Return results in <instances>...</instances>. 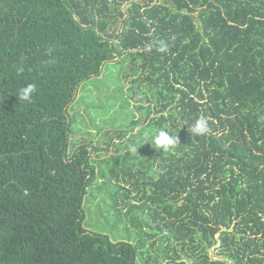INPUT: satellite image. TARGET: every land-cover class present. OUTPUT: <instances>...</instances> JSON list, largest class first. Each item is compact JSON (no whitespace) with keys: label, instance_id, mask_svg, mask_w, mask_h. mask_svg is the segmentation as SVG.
<instances>
[{"label":"trees","instance_id":"16d2710c","mask_svg":"<svg viewBox=\"0 0 264 264\" xmlns=\"http://www.w3.org/2000/svg\"><path fill=\"white\" fill-rule=\"evenodd\" d=\"M112 67L104 79L121 70L127 86L100 113L131 99L129 120L116 137L106 120L99 145L100 127L71 137L80 85ZM28 84L36 90L20 100ZM200 115L209 131L195 136ZM160 130L176 146L151 145ZM122 176L138 187L133 203ZM98 180L147 228L139 241L158 234L156 253L84 226ZM142 254L264 264V0H0V264H137Z\"/></svg>","mask_w":264,"mask_h":264},{"label":"rangeland","instance_id":"374dc122","mask_svg":"<svg viewBox=\"0 0 264 264\" xmlns=\"http://www.w3.org/2000/svg\"><path fill=\"white\" fill-rule=\"evenodd\" d=\"M130 62L131 58L126 61L124 66L130 64ZM116 71L117 68H106L100 76L94 79L92 78L80 85L77 94V102L70 108V110H73L75 107V125L77 127V130L72 133L73 135L71 134V137H81L84 132L95 133V127H100L102 128L101 131L96 132V134L92 136L95 144L99 145L96 137L101 136L106 138L103 133H105L107 130L112 129L113 127L115 128V130H113L114 132H112L114 133L113 137H116L115 134H117L116 132L118 129V124L124 123L129 120L127 113L129 112L130 108L134 107V101H132L131 99H129V105L127 107H121L120 101L115 100V102L113 103L114 105H111L110 109L105 107V112L100 113V110L104 108L101 104L103 102H106V100L108 103L112 102V96L119 94V91L117 90L118 87L123 86V88L125 89L127 86V80L121 79L122 75L124 74L121 70H118L120 76L119 79L112 81L104 79V75H108L111 72L116 73ZM97 100L98 102L95 104L96 107L92 109L89 106V103L91 101L93 102ZM109 119L113 123L112 128H109L110 125H108V122L106 121ZM103 144L105 145L104 142ZM102 154L104 156L108 153L103 151ZM126 179L128 180V177L122 176L119 182H116L115 180L114 182H116L117 185L119 184L127 188L130 193L129 200L133 203L136 200L135 194L136 190H138V187L130 183V181L128 183H125L124 180ZM110 187L111 185H102L99 180L89 187L83 199L82 206L85 215L84 226L91 231L106 234L110 239L115 241L131 240L136 244L138 248H142L143 251H147L149 255L156 253L157 251L155 244H157V242L153 244V246L155 245L153 248L152 245L150 246V243L157 239L158 234L156 235V237H151L150 239H148L146 243H142L141 241H139L140 239H144V237L146 236L145 234H147V228H142L143 231H141V228L139 226L141 224L137 223L136 226H132V224L129 223L127 216H124V212H126V206L120 199L122 195L121 191H118L119 200L116 204H114V201L112 199L113 195L110 193ZM118 210L119 217L117 213ZM135 216H139V219H148L145 215L142 214H135ZM217 246L218 244L213 246L209 250V256L212 259L217 257ZM142 257L143 254L138 257L139 260L137 264H147V262L141 259ZM149 264L154 263L150 262Z\"/></svg>","mask_w":264,"mask_h":264},{"label":"clouds","instance_id":"9594fccd","mask_svg":"<svg viewBox=\"0 0 264 264\" xmlns=\"http://www.w3.org/2000/svg\"><path fill=\"white\" fill-rule=\"evenodd\" d=\"M158 48V51L165 52L167 50L168 45L163 41H159L158 45H156ZM154 47L153 43H148L145 45L144 51L146 53H150ZM36 90L35 84H28L25 87H22L19 90V99L24 101H29L31 99L32 94ZM190 132L194 134L195 136H203L209 131L208 127V120L207 117L204 115H200L195 119L194 124L189 128ZM178 136L171 135L169 132L165 130H160L158 134L153 136L151 138V145H153L156 148H162L167 149L170 147L176 146L178 143ZM147 142V141H145ZM148 143V142H147ZM137 146L135 144L128 146V151L134 154H137Z\"/></svg>","mask_w":264,"mask_h":264}]
</instances>
